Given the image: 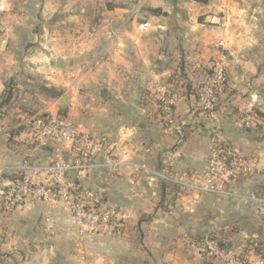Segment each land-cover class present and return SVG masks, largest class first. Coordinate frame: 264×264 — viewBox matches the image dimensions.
Returning <instances> with one entry per match:
<instances>
[{
  "label": "crops",
  "instance_id": "0c3cea01",
  "mask_svg": "<svg viewBox=\"0 0 264 264\" xmlns=\"http://www.w3.org/2000/svg\"><path fill=\"white\" fill-rule=\"evenodd\" d=\"M222 51L229 87L205 115L187 89L207 82ZM9 83L15 102L0 118V264H225L204 247L210 236L264 262V205L182 191L149 173H71L122 212L118 227L94 233L81 234L60 202L28 198L11 213L1 196L11 180L6 166L46 163L58 146L33 139L25 122L34 114L67 115L107 138L119 157L127 151L157 171H204L212 136L264 157V121L246 127L241 115L247 106L264 113V0H0V102ZM158 84L179 97L182 144L161 123ZM65 155L74 159L76 148ZM230 186L264 196V170Z\"/></svg>",
  "mask_w": 264,
  "mask_h": 264
},
{
  "label": "built area",
  "instance_id": "2783aa9c",
  "mask_svg": "<svg viewBox=\"0 0 264 264\" xmlns=\"http://www.w3.org/2000/svg\"><path fill=\"white\" fill-rule=\"evenodd\" d=\"M151 26L150 21L141 24L143 29ZM223 48V46H221ZM226 54L222 51L214 64V76L205 83L201 101L206 109H212L224 92L223 81L227 78ZM155 101L161 123L177 132V144H182L184 131L179 126L175 114L178 95L164 85H156ZM244 124L250 127L255 111L251 106L245 108ZM26 126L36 140H52L57 143L52 158L46 163H34L28 159L19 164L6 166L11 174L10 182L1 189L2 206L7 212H14L28 198L49 202H60L72 212L79 232L94 233L118 227L122 219L120 208L110 203L100 192L78 183L72 172L86 174L94 169L117 171L127 168L149 173L153 177L170 183L178 189L196 194H211L223 198H243L264 205V196L245 195L234 190L230 183L242 175H252L264 170V157L245 155L219 142L217 136L210 141L209 157L204 171L190 174H176L154 170L146 163L133 158L125 151V158L113 152L107 138L101 139L89 131L82 130L67 115H30ZM75 147L77 155L69 159L65 149ZM105 158L101 160L99 155ZM204 247L225 264H264L262 260H247L232 247L222 246L217 239L208 237Z\"/></svg>",
  "mask_w": 264,
  "mask_h": 264
},
{
  "label": "trees",
  "instance_id": "16d2710c",
  "mask_svg": "<svg viewBox=\"0 0 264 264\" xmlns=\"http://www.w3.org/2000/svg\"><path fill=\"white\" fill-rule=\"evenodd\" d=\"M198 1H201V2H208L209 0H198ZM216 61V60H215ZM214 65L212 66L211 69H209L208 71V75L210 76H214L215 73H214ZM205 83H197L193 86H189V89H187V92H188V95H191L195 101V105H196V109H201L200 112H203L205 113V115L207 114H210V112H213L214 110H216L218 104L220 103V96H219V102L217 103V105H215L212 109H206L204 107V105L202 104V101H201V97H202V93H203V90H204V87H205ZM229 85V79H228V76L227 78L223 81V87H224V91L228 89V86ZM14 96H15V88L11 85V83L7 84V88L1 98V102H0V118H3L5 117L6 115V111H7V108L13 104L15 101L13 100L14 99ZM236 110V109H235ZM242 118H246V114L245 113H242ZM160 116V114H159ZM253 121L257 124L261 123L262 121H264V113H261L259 111H254L253 113ZM224 144V143H223ZM213 238L217 239L218 242L220 243V245L222 246H226L225 244H223V242H221V240L216 237V236H212Z\"/></svg>",
  "mask_w": 264,
  "mask_h": 264
},
{
  "label": "water",
  "instance_id": "95a60500",
  "mask_svg": "<svg viewBox=\"0 0 264 264\" xmlns=\"http://www.w3.org/2000/svg\"><path fill=\"white\" fill-rule=\"evenodd\" d=\"M63 101H66V96L63 98Z\"/></svg>",
  "mask_w": 264,
  "mask_h": 264
}]
</instances>
